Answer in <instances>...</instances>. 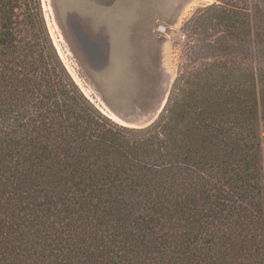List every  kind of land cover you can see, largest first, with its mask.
I'll return each instance as SVG.
<instances>
[{"label":"trees","instance_id":"trees-1","mask_svg":"<svg viewBox=\"0 0 264 264\" xmlns=\"http://www.w3.org/2000/svg\"><path fill=\"white\" fill-rule=\"evenodd\" d=\"M259 1L199 25L264 48ZM223 51L126 127L74 82L41 0H0V264H264V69Z\"/></svg>","mask_w":264,"mask_h":264},{"label":"rangeland","instance_id":"rangeland-1","mask_svg":"<svg viewBox=\"0 0 264 264\" xmlns=\"http://www.w3.org/2000/svg\"><path fill=\"white\" fill-rule=\"evenodd\" d=\"M226 3L254 18L261 13L259 0H114L110 6L93 0H41V7L52 44L84 96L113 122L144 128L159 118L181 77L226 59L225 48L233 49L226 61L236 60L237 67L264 69V48L241 46L221 27L199 25L212 7ZM71 13L106 30L110 63L102 72H92L72 43Z\"/></svg>","mask_w":264,"mask_h":264},{"label":"water","instance_id":"water-1","mask_svg":"<svg viewBox=\"0 0 264 264\" xmlns=\"http://www.w3.org/2000/svg\"><path fill=\"white\" fill-rule=\"evenodd\" d=\"M113 1L93 0L98 6H110ZM82 20L77 13H71L67 21L69 31L73 40L78 45V54L82 57L83 62L87 64L92 72H102L110 63V41L106 39L105 32L101 34L99 41L93 40L87 32L86 27L82 24ZM84 20L87 22L89 19L84 18ZM89 50H93L94 53H89Z\"/></svg>","mask_w":264,"mask_h":264},{"label":"crops","instance_id":"crops-1","mask_svg":"<svg viewBox=\"0 0 264 264\" xmlns=\"http://www.w3.org/2000/svg\"><path fill=\"white\" fill-rule=\"evenodd\" d=\"M97 5V4H96ZM81 17V16H80ZM85 18H87V19H89V20H87V22L86 21H84L82 24L84 25H87V28H86V30H87V32L89 33V30L90 31H93V32H95V33H93L95 36H94V38H92L93 40H95V41H99L101 38V34L103 33V32H105V34H107V32H106V30L103 28V29H95V27L93 26V20L91 19V18H89V17H85ZM83 19H84V17H83ZM82 22V21H81ZM90 35V34H89ZM91 36V35H90ZM92 37V36H91ZM106 39H107V37H106ZM107 40H109V39H107ZM74 43L76 44V42L74 41ZM111 44V43H110ZM77 45V44H76ZM77 47H78V45H77Z\"/></svg>","mask_w":264,"mask_h":264},{"label":"bare ground","instance_id":"bare-ground-1","mask_svg":"<svg viewBox=\"0 0 264 264\" xmlns=\"http://www.w3.org/2000/svg\"><path fill=\"white\" fill-rule=\"evenodd\" d=\"M89 53L93 54L94 51H93V50H89ZM102 112H103V111H102ZM105 114H106V113H105ZM109 117L112 118V119H113L114 121H116V122H120V120H119L116 116H114L113 114H111Z\"/></svg>","mask_w":264,"mask_h":264}]
</instances>
